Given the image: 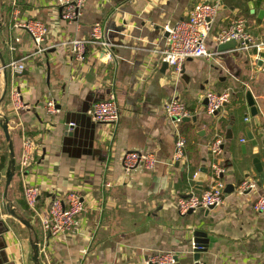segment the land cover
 <instances>
[{
    "label": "crops",
    "instance_id": "crops-1",
    "mask_svg": "<svg viewBox=\"0 0 264 264\" xmlns=\"http://www.w3.org/2000/svg\"><path fill=\"white\" fill-rule=\"evenodd\" d=\"M207 1L88 0L77 33L64 23L57 0H0V172L3 182L9 162L4 116L17 161L8 198L34 227L40 264H144L152 254L169 252L175 254L176 264H264V212L253 210L264 187L257 185L243 195L237 191L246 180L257 184L255 160L264 168V139L246 99L251 92L263 126L264 71L258 56L264 59V50L245 52L238 46L219 53V44L210 37L214 60H189L179 75L169 67L163 71L164 62L153 54L166 45L168 24L188 20L193 7ZM15 11L20 19L43 22L49 28L47 43L56 47L45 56H35L30 35L14 27ZM235 19H243L247 31L264 43V0H223L212 34ZM96 24L102 26L110 47L89 45L85 61L75 62L60 42L77 36L89 40ZM26 58L22 77L2 67ZM13 91L20 93L27 109L15 111ZM210 91L232 93L217 115L207 112L205 96ZM110 94L122 110L119 123L92 121L96 126L92 133L87 123L79 121L84 127L67 141L68 113L81 110L89 100L96 101L93 106ZM173 98L186 105L190 121L176 123L164 114V106ZM50 101L56 108L61 106L55 115L47 111ZM179 136L187 142L184 161H174ZM25 138L38 146L27 178L41 190L36 212L25 200L18 172ZM216 138L222 139L219 162L229 190L225 203L181 216L177 199L200 194L210 185V145ZM137 150L154 154L158 164L152 171L126 174L123 156ZM5 157L7 166L2 168ZM203 168L208 179L200 183L194 174ZM72 192L80 193L84 202L79 230L46 236L41 215L54 198ZM5 203L1 185L0 230L7 231L0 235V264H34V233L5 211ZM196 231L210 240L199 261L191 242Z\"/></svg>",
    "mask_w": 264,
    "mask_h": 264
},
{
    "label": "built area",
    "instance_id": "built-area-1",
    "mask_svg": "<svg viewBox=\"0 0 264 264\" xmlns=\"http://www.w3.org/2000/svg\"><path fill=\"white\" fill-rule=\"evenodd\" d=\"M88 0H57V3L63 10V21L66 26H72L78 33L80 30V20L83 17V11ZM223 0H208L207 2L196 4L190 12L186 21L176 24H168L165 27L169 34L167 43L162 50H154L157 55L169 68L179 75L185 63L189 60L204 59L212 62L215 54L208 48V40L213 38L217 44H225L235 41L239 44L242 51L251 52L256 50L260 54L264 50V43L258 41V38L247 31L246 22L243 19H235L231 24L217 33H213V22L220 12ZM15 29L27 32L34 44V55L45 56L56 45L48 44L47 37L49 28L41 21L32 19H20L19 12L15 11ZM70 50L77 63H83L87 48L89 45H96L109 48L105 41V34L102 26L96 24L93 26L89 40L82 37H74L60 42ZM262 61V70L264 71V59L258 56ZM22 61H13L6 65V70L13 75L21 74L26 70V63ZM3 69V68H2ZM13 106L16 112L27 109L22 102L21 95L17 91L11 93ZM208 101L207 112L214 115L221 111L231 100L232 93L225 91L222 93L207 92ZM47 111L50 115H55L58 111L53 101L48 102ZM122 110L114 94H110L107 99L94 104L88 111V116L96 124L117 125L120 121ZM164 114L176 123H181L183 119L191 118L192 114L186 105L179 99L173 98L164 106ZM264 139V125L260 129ZM38 146L30 139L25 138L23 150L19 159L18 172L23 180L24 197L28 206L36 212V205L40 197V188L32 185L28 180L30 171L36 162ZM212 163L210 164L211 182L209 187L197 194L190 193L186 197L177 199V210L181 216H186L190 212H197L201 209L223 206L225 203V185L222 177L225 169L219 162L223 153L222 139L216 138L210 145ZM186 159L185 140L179 136L175 145L174 161H184ZM158 159L152 153L145 151H129L124 154L122 167L126 174H131L136 170L152 171L156 168ZM198 172L194 174L196 180ZM2 185V174L0 172V195ZM257 188L254 181L246 180L242 182L237 191L243 195ZM45 215H41V227L46 236L59 237L65 236L79 230L80 218L85 210L83 197L78 192H72L64 197H56L52 200ZM253 210L256 213L264 212V194L261 195L253 204ZM144 264H176L175 254L156 253L148 256ZM194 264H209L205 262H195Z\"/></svg>",
    "mask_w": 264,
    "mask_h": 264
},
{
    "label": "water",
    "instance_id": "water-1",
    "mask_svg": "<svg viewBox=\"0 0 264 264\" xmlns=\"http://www.w3.org/2000/svg\"><path fill=\"white\" fill-rule=\"evenodd\" d=\"M238 46L239 44L236 43L235 41H231L225 44H220L219 53H225L227 51L237 48ZM2 67L4 68V70H6V64H3ZM168 67H169L168 64L164 63L163 71L166 70ZM24 75H26L25 72L21 74H16L17 77H22ZM246 99H247L248 106L251 108L250 112H251L252 117H254L256 127L260 129L262 127V121L259 116L260 112H259L258 107L256 106V102L251 92L246 93ZM91 101L92 100H89L88 102H86L81 108V110L76 111V112L70 111L68 113V118H69L68 125L70 126L66 128L67 133L65 135H66L67 141L70 142L77 136V133L79 132V128L83 126V124L79 121H83L84 123H87V127L90 129L92 133L96 130V126L93 124L92 119L88 116V111L91 109L92 104L96 102V101L94 102H91ZM206 103L208 104L207 100H206ZM57 110H61V106H58ZM218 113L219 112H215L214 115H217ZM2 117H3L2 128L4 130V134H5L6 140L9 145V162H8V167L6 171V176H5L6 180H5V188H4V200L6 202L4 205V209L10 216L18 220L28 230L34 233V240L32 242L33 262L34 264H40V240L37 234L35 233L34 227L31 225L30 221L26 220L25 218H23L16 212L14 203L11 202L8 198L9 189L16 176L17 161H16L14 143L12 141V138L9 132V120L7 117H4V116ZM75 119H76V122H74ZM190 120H191L190 118L183 119L184 122H187ZM193 121H196V119H193ZM72 123H75V124H72ZM231 138H232V134L229 131L228 139H231ZM249 138L253 140L252 135H250ZM254 163H255V168L257 170V173L259 175L257 185L259 187H264V168L262 167L261 164H259L258 160H255ZM207 179H208L207 169L203 168L201 169L200 174L197 176L196 181L201 183V182L207 181ZM228 191L229 190H225V193H227ZM213 208L214 207H211V208H208L207 210H212ZM190 213L192 214L193 212H190ZM5 231H7V228H5L4 231L0 230V235L2 234V232H5ZM191 242H192V247H193V251L195 254L194 257L196 261H199L200 254L208 251L210 240L208 239L207 234L201 231H196L194 233V239Z\"/></svg>",
    "mask_w": 264,
    "mask_h": 264
},
{
    "label": "trees",
    "instance_id": "trees-1",
    "mask_svg": "<svg viewBox=\"0 0 264 264\" xmlns=\"http://www.w3.org/2000/svg\"><path fill=\"white\" fill-rule=\"evenodd\" d=\"M185 153H187V142H185ZM7 161H8L7 157L1 159L2 168H5L7 166Z\"/></svg>",
    "mask_w": 264,
    "mask_h": 264
},
{
    "label": "rangeland",
    "instance_id": "rangeland-1",
    "mask_svg": "<svg viewBox=\"0 0 264 264\" xmlns=\"http://www.w3.org/2000/svg\"><path fill=\"white\" fill-rule=\"evenodd\" d=\"M5 180H6V178L3 179V182H2V186H3V188H5Z\"/></svg>",
    "mask_w": 264,
    "mask_h": 264
}]
</instances>
